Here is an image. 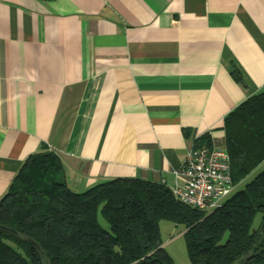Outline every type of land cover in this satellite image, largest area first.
<instances>
[{
	"label": "crops",
	"instance_id": "crops-1",
	"mask_svg": "<svg viewBox=\"0 0 264 264\" xmlns=\"http://www.w3.org/2000/svg\"><path fill=\"white\" fill-rule=\"evenodd\" d=\"M261 92L264 0H0V199L43 147L74 192L182 185L195 139L225 149Z\"/></svg>",
	"mask_w": 264,
	"mask_h": 264
},
{
	"label": "trees",
	"instance_id": "trees-1",
	"mask_svg": "<svg viewBox=\"0 0 264 264\" xmlns=\"http://www.w3.org/2000/svg\"><path fill=\"white\" fill-rule=\"evenodd\" d=\"M224 132L237 186L264 161V92L231 111ZM203 144L210 145L207 134L194 141ZM162 220L184 226L191 264H264V168L207 212L185 205L163 184L137 178L74 192L60 157L43 147L22 163L0 199V264H42L29 239L47 264H175L162 247Z\"/></svg>",
	"mask_w": 264,
	"mask_h": 264
},
{
	"label": "built area",
	"instance_id": "built-area-1",
	"mask_svg": "<svg viewBox=\"0 0 264 264\" xmlns=\"http://www.w3.org/2000/svg\"><path fill=\"white\" fill-rule=\"evenodd\" d=\"M186 181L170 188L176 199L201 211H212L235 191L230 157L223 148L210 145L193 146L184 165Z\"/></svg>",
	"mask_w": 264,
	"mask_h": 264
},
{
	"label": "rangeland",
	"instance_id": "rangeland-1",
	"mask_svg": "<svg viewBox=\"0 0 264 264\" xmlns=\"http://www.w3.org/2000/svg\"><path fill=\"white\" fill-rule=\"evenodd\" d=\"M263 167L264 165L261 166L260 170H262ZM257 173H250L237 184L236 189L243 188ZM98 220L103 228L108 229V224L100 215H98ZM255 221V225H257L259 218L257 220L255 219ZM183 230L184 226L181 224H175L164 220L159 222L162 247L168 252L175 264H191L185 248Z\"/></svg>",
	"mask_w": 264,
	"mask_h": 264
},
{
	"label": "water",
	"instance_id": "water-1",
	"mask_svg": "<svg viewBox=\"0 0 264 264\" xmlns=\"http://www.w3.org/2000/svg\"><path fill=\"white\" fill-rule=\"evenodd\" d=\"M8 230L11 231V232H13V233H15L19 238H23V235H21L20 233L15 232L14 230H11V229H8ZM29 242H30L31 244H33V245L39 250V252H40V254H41V258H42V264H47V262H46V257H45V255H44V253L40 250L39 246H38L34 241H32V240H30V239H29ZM235 264H239V262H237V263H235Z\"/></svg>",
	"mask_w": 264,
	"mask_h": 264
}]
</instances>
